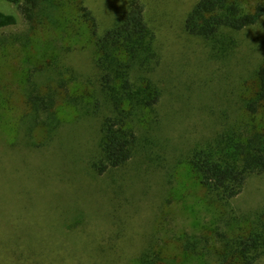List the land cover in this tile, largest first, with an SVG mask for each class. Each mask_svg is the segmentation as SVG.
Here are the masks:
<instances>
[{
    "label": "rangeland",
    "instance_id": "obj_1",
    "mask_svg": "<svg viewBox=\"0 0 264 264\" xmlns=\"http://www.w3.org/2000/svg\"><path fill=\"white\" fill-rule=\"evenodd\" d=\"M140 1L156 38L159 64L151 78L161 98L155 112L137 123L132 159L101 176L93 163L100 158V126L108 112L93 41L76 3L58 0V29L32 27L20 15L17 26L0 30V264H134L149 244L162 251L159 264H214L181 249L187 237L213 240L229 217L208 199L186 157L225 122L239 121L264 59V16L235 34L234 49L218 58L202 39L184 32L198 0ZM127 2L82 0L99 32ZM30 77L36 85L64 82L90 112L96 103L102 106L83 116L60 101L57 133L47 141L37 130L30 139L20 127ZM231 207L237 215L261 210L264 175L250 178ZM239 223L231 225L232 236L250 232L248 222ZM255 264H264V257Z\"/></svg>",
    "mask_w": 264,
    "mask_h": 264
},
{
    "label": "trees",
    "instance_id": "obj_2",
    "mask_svg": "<svg viewBox=\"0 0 264 264\" xmlns=\"http://www.w3.org/2000/svg\"><path fill=\"white\" fill-rule=\"evenodd\" d=\"M73 1L93 41L102 109L108 112L100 126V158L93 163L101 176L124 166L136 152L137 123L155 112L161 98L151 78L159 55L140 0H128L120 17L102 32L82 0ZM62 7L58 0H0V30L17 26L20 15L32 27L47 23L58 29L55 16ZM263 16L264 0H198L187 13L183 28L188 36L202 39L213 57L225 58L236 46L234 35L254 27ZM47 74L44 76L49 77ZM32 80L28 78L25 88L27 113L20 123L30 139L37 130L47 141L57 133L61 121L56 106L60 101L83 116L95 115L102 106L96 103L90 112L83 97L69 95L64 82L55 87L47 80L44 85ZM254 80L256 90L242 100L239 121L225 122L221 132L195 145L186 157L208 199L224 207L229 217L216 227L213 240L187 237L181 240V249L214 264H255L264 257V207L245 215H237L231 207L250 178L264 175V59ZM240 221L250 224V232L232 236L231 225ZM162 261V251L149 244L134 264Z\"/></svg>",
    "mask_w": 264,
    "mask_h": 264
}]
</instances>
